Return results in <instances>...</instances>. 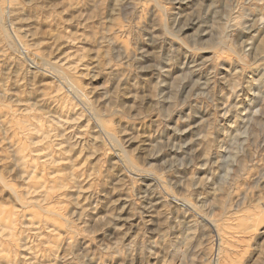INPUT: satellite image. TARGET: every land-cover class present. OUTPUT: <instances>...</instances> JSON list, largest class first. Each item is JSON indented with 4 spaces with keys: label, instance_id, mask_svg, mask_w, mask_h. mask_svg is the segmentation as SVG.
Returning <instances> with one entry per match:
<instances>
[{
    "label": "rangeland",
    "instance_id": "rangeland-1",
    "mask_svg": "<svg viewBox=\"0 0 264 264\" xmlns=\"http://www.w3.org/2000/svg\"><path fill=\"white\" fill-rule=\"evenodd\" d=\"M0 8V264H264V0Z\"/></svg>",
    "mask_w": 264,
    "mask_h": 264
},
{
    "label": "bare ground",
    "instance_id": "bare-ground-1",
    "mask_svg": "<svg viewBox=\"0 0 264 264\" xmlns=\"http://www.w3.org/2000/svg\"><path fill=\"white\" fill-rule=\"evenodd\" d=\"M159 8V7H158ZM166 12V11H165ZM167 15V14H166ZM190 18V17H189ZM0 22L1 23H5L6 24V21H5V17H4V14L2 13V10H1V8H0ZM187 25V24H186ZM3 27V26H2ZM185 29V28H184ZM176 33V32H175ZM7 34H8V32H7ZM10 41H12L13 40V38H11V39H9ZM196 42V41H195ZM250 42V41H249ZM14 43V42H13ZM15 44V43H14ZM16 45V44H15ZM14 45V46H15ZM257 45V44H256ZM262 45V44H261ZM195 46V45H194ZM16 49V48H15ZM18 49V48H17ZM21 49V48H20ZM19 51H21V53H23L24 54V56L27 58V59H29V58H31V60H32V55H31V53H27L26 51H24V49H21V50H19ZM189 52V51H188ZM262 53V52H261ZM185 58V57H184ZM37 59H38V57H37ZM42 61V60H41ZM49 66V65H48ZM152 67V66H151ZM160 67V66H159ZM54 68V67H53ZM55 69V68H54ZM56 70V69H55ZM161 70V69H160ZM163 70V69H162ZM57 72L59 73V75H61V77L64 79V81H65V83L68 85V87L71 89V91H72V93H73V95L76 97V98H78L80 101H82L83 103H85L86 105H87V107L91 110V112H93L94 113V118L96 117L98 120H102V117H101V115H99V113H97V111H96V109H95V107L93 106V104L88 100V98L86 99V97L84 96V93H82L76 86H74L73 84H72V82L70 81V79H68L69 77L65 74V73H63L62 71H60V70H58L57 69ZM187 74V73H186ZM68 77V78H67ZM199 82V81H198ZM200 83V82H199ZM193 84V83H192ZM207 84V83H206ZM157 85V84H156ZM157 87V86H156ZM164 87H165V85H164ZM180 87V86H179ZM204 89V88H203ZM160 93V92H159ZM166 93V92H165ZM164 93V94H165ZM170 93V92H169ZM205 94V93H204ZM196 97V96H195ZM184 101V100H183ZM91 112H90V114H91ZM102 122V121H101ZM100 123V122H99ZM101 124V123H100ZM108 131V130H107ZM104 131V133H106L105 135H107L108 137H109V139L110 140H114V135L112 134V132H110V131ZM125 154V153H124ZM126 155V154H125ZM120 157V156H119ZM121 160V159H120ZM123 165V164H122ZM142 175V174H141ZM142 177V176H141ZM145 177H147L148 178V174H145L144 173V178ZM154 178H152L151 177V180H153ZM155 180V179H154ZM157 183H159L158 182V180H155ZM155 183V182H154ZM156 184V183H155ZM161 187V186H160ZM166 195V197H170L169 199L171 200V201H174L175 203L177 202V201H179L178 199H176V198H174L173 196L171 197V195L170 194H165ZM170 195V196H169ZM181 202V201H180ZM181 205H183L184 206V204L186 205V203L184 202V203H180ZM208 225H210V223H209V221L208 220H206V219H203ZM211 226V225H210ZM215 228V227H214ZM213 229V228H212ZM216 230V229H215ZM212 231V230H211Z\"/></svg>",
    "mask_w": 264,
    "mask_h": 264
}]
</instances>
